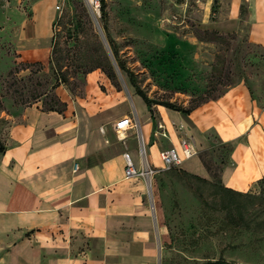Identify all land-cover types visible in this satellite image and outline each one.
I'll list each match as a JSON object with an SVG mask.
<instances>
[{
    "label": "crops",
    "instance_id": "crops-1",
    "mask_svg": "<svg viewBox=\"0 0 264 264\" xmlns=\"http://www.w3.org/2000/svg\"><path fill=\"white\" fill-rule=\"evenodd\" d=\"M112 1L106 0L107 9ZM60 4L0 0V44L11 46L17 64L53 62ZM210 13L199 23L206 31L225 37L246 24L249 42L264 47V0H220L215 21ZM110 27L115 30V22ZM57 95L60 111L37 105L5 113L0 264H151L155 218L148 184L125 177L126 154L138 169L144 165L141 137L148 164L158 169L162 151H179L185 137L198 150H209L214 132L223 144L237 142L221 177L225 192L246 194L264 180V108L245 82L188 115L162 105L149 107L133 86L126 95L102 69L88 73L79 100L63 86ZM123 119L137 127L118 131L116 124ZM192 159L178 169L208 182L202 162L204 172L183 169ZM152 181L157 184L155 177ZM156 219H163L159 211Z\"/></svg>",
    "mask_w": 264,
    "mask_h": 264
},
{
    "label": "rangeland",
    "instance_id": "rangeland-1",
    "mask_svg": "<svg viewBox=\"0 0 264 264\" xmlns=\"http://www.w3.org/2000/svg\"><path fill=\"white\" fill-rule=\"evenodd\" d=\"M211 1L113 0L102 18L100 0L97 9L86 0H62L52 63L17 64L11 46L0 44V145L5 113L37 105L61 110L57 88L79 100L88 72L98 66L126 95L133 86L153 106L190 109L243 80L264 105V47L249 42L246 24L224 40L205 33L199 23L209 9L211 22L218 17L220 0ZM209 138L211 149H199L183 165L198 174L203 160L208 182L174 168L155 176L153 189L147 183L155 218L151 264H264V180L246 194L225 192L221 177L232 148L214 132Z\"/></svg>",
    "mask_w": 264,
    "mask_h": 264
},
{
    "label": "built area",
    "instance_id": "built-area-1",
    "mask_svg": "<svg viewBox=\"0 0 264 264\" xmlns=\"http://www.w3.org/2000/svg\"><path fill=\"white\" fill-rule=\"evenodd\" d=\"M62 1V0H61ZM95 5L99 8L100 3L99 0H95ZM131 127H137V123L132 119H123L119 123L116 124V129L126 130ZM141 155L144 159V165L141 169H138L130 157L126 154V166H125V177L127 179H144L149 183L150 188L152 189V179L156 175L172 170L174 168L180 167L184 161L190 160L198 155V149L196 145L191 142L189 138H182L180 141V150L170 149L165 150L160 153V159L162 162L161 168H152L146 159V151L145 146L141 137ZM78 169V165H76L75 170Z\"/></svg>",
    "mask_w": 264,
    "mask_h": 264
},
{
    "label": "trees",
    "instance_id": "trees-1",
    "mask_svg": "<svg viewBox=\"0 0 264 264\" xmlns=\"http://www.w3.org/2000/svg\"><path fill=\"white\" fill-rule=\"evenodd\" d=\"M101 4H102V11H103V16H102V18H104V16H106V6H107V4H106V0H101ZM243 12H244V9H243ZM204 32H205V33H211V34H214V35H216L218 38H220L221 40H224V39H225L224 36H221V35L217 34L216 32H211V31H204ZM115 52H116V51H115ZM115 52H114V53H115ZM101 68H102L101 66H98L96 69H101ZM96 69H94V70H96ZM102 70H103V69H102ZM122 70L124 71V69H122ZM92 71H93V70H92ZM92 71H90V72H92ZM88 73H89V72H88ZM113 74H114V73H113ZM108 76H109V78H110L111 80H113V79H112V75L108 74ZM214 78H215V79H218V80H219V81H218L219 83L221 82V79H220V78H216V74L214 75ZM60 82L62 83V82H64V81L60 79ZM241 82H242V81H241ZM241 82H240V83H241ZM243 82H245V84H246L247 87L249 88V90H250V92H251V95H252L253 99L258 101V98L255 96V92H254V90H253V87L250 85V83H248V81H246V80H245V81L243 80ZM238 84H239V83H238ZM234 86H235V85H234ZM226 87H227V88H231V87H233V86H232V84H229V85H226ZM225 92H227V90L224 91L222 95H224ZM138 94L141 95V96L143 97V99L145 100V102L148 104L149 107H152V106H153V103L148 99V97H147L145 94H143V93L140 92L139 90H138ZM222 95H221V96H222ZM221 96H219L218 98H220ZM218 98H217V99H218ZM211 100H216V99H210V100H208V101H211ZM208 101H206V102H208ZM206 102H203V103H201V104H198V105H196V106H194V107H192V108H190V109H177V108H175L174 106L169 105V104H159V105H162V106H165V107H167V108H170V109H174V110L180 111V112H182L183 114L188 115V114H190V112H191L192 110H194L195 108L201 106L202 104H204V103H206ZM60 103H61V101H60ZM61 105L63 106L62 103H61ZM261 107L264 108V105H261ZM47 111H60V110H56V109H54V108H50V109H48ZM225 145H227V146H231L232 151H233L234 148H235L236 145H237V142L234 141V142H231V143H227V144H225ZM232 151H231V152H232ZM202 162H203V164L206 166V168L210 171V168L207 166V164H206L203 160H202ZM207 264H229V263H227V262H225V261H223V260H220V261L210 262V263H207Z\"/></svg>",
    "mask_w": 264,
    "mask_h": 264
},
{
    "label": "bare ground",
    "instance_id": "bare-ground-1",
    "mask_svg": "<svg viewBox=\"0 0 264 264\" xmlns=\"http://www.w3.org/2000/svg\"><path fill=\"white\" fill-rule=\"evenodd\" d=\"M91 6H93L94 8V5H95V0H86ZM96 9H97V6H96Z\"/></svg>",
    "mask_w": 264,
    "mask_h": 264
}]
</instances>
